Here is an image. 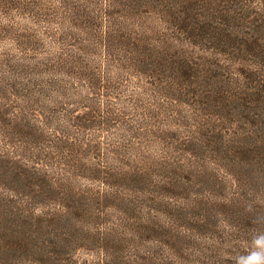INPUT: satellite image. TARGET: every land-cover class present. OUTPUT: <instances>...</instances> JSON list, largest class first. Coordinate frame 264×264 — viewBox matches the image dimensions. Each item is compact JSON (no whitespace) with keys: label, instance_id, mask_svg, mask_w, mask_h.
Wrapping results in <instances>:
<instances>
[{"label":"rangeland","instance_id":"rangeland-1","mask_svg":"<svg viewBox=\"0 0 264 264\" xmlns=\"http://www.w3.org/2000/svg\"><path fill=\"white\" fill-rule=\"evenodd\" d=\"M254 231L264 0H0V264H233Z\"/></svg>","mask_w":264,"mask_h":264},{"label":"trees","instance_id":"trees-1","mask_svg":"<svg viewBox=\"0 0 264 264\" xmlns=\"http://www.w3.org/2000/svg\"><path fill=\"white\" fill-rule=\"evenodd\" d=\"M176 69H177V71H184V72H188V70L190 69V65L188 64V63H186V64H182L180 61L176 64V67H175ZM57 83V81H48V83L46 84L47 86H51V85H53V84H56ZM47 171V170H46ZM46 171H39L38 170V168H35V169H33V170H30L29 172H28V174H27V179H29L30 180V183H31V185L33 184V183H36V182H40L39 184H45V182H46V184H47V181L49 180V182H50V184H52V185H58V183H60V185H61V183H62V185L61 186H66L65 187V189H66V191H65V195L66 196H68V197H70V196H73V194H72V191H71V189L69 188V185H70V178L72 177L71 175V177H66V173H64L65 174V176H63V177H61V179H59V181H61V182H57V181H55L54 182V180H51L50 179V177H49V175H47V172ZM65 172H68L69 173V171H66L65 170ZM100 173H103V174H106L107 176L108 175H110L111 173H108L107 171H105V166H102V167H100L99 169H97V174L98 175H100ZM49 178V179H48ZM107 178V180H110V176H108V177H106ZM57 183V184H56ZM52 185H49V187L51 188V187H53V188H55L53 191H54V194H57V195H60V196H62V195H64V193H62V192H60L61 190H59L56 186H52ZM33 186V185H32ZM39 186H41V187H45L46 185H39ZM29 187V186H28ZM60 187V186H59ZM46 191V193H47V190H44V192ZM35 192V194H40L39 193V191H37V190H34L33 191V193ZM44 192H41L42 194H44ZM42 194H40V195H42ZM74 196H77V195H74ZM36 201H39V200H36Z\"/></svg>","mask_w":264,"mask_h":264},{"label":"clouds","instance_id":"clouds-1","mask_svg":"<svg viewBox=\"0 0 264 264\" xmlns=\"http://www.w3.org/2000/svg\"><path fill=\"white\" fill-rule=\"evenodd\" d=\"M232 259L233 264H264V231H254L248 242V250Z\"/></svg>","mask_w":264,"mask_h":264}]
</instances>
